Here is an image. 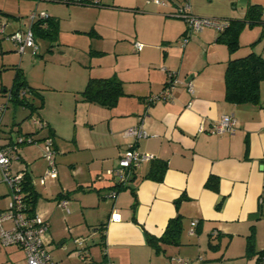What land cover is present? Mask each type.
I'll list each match as a JSON object with an SVG mask.
<instances>
[{
  "label": "crops",
  "instance_id": "0c3cea01",
  "mask_svg": "<svg viewBox=\"0 0 264 264\" xmlns=\"http://www.w3.org/2000/svg\"><path fill=\"white\" fill-rule=\"evenodd\" d=\"M126 1L132 3L121 5ZM166 1L170 6L165 5ZM34 2L36 9L45 7L43 10L58 28L65 21L63 5L117 13L145 4L151 6L145 12L153 19L152 25L144 23L143 34L135 36L141 39L135 42L143 43L142 48L136 50L134 42L131 44L143 64L105 75L122 82L124 94L114 106L83 101L79 92L88 77L80 75L70 81L71 76L63 75L67 80L65 92L72 93L73 111H62L63 96H56L55 114H49L46 94L39 89L44 92L55 87L30 85L26 80L43 97L36 115L47 126L39 128L24 122V118L18 121L23 113L18 114L19 108H14L16 121L12 119L8 129L0 127V139L3 136L4 141L8 135L14 138L17 132L37 140L18 146V158L10 168L19 171L25 167L31 176L37 192L33 211L48 224L44 244L54 264H97L103 252L114 264H170L173 256L186 258L189 264H262L258 252L264 250V204L258 198L264 194V82L260 84V104L228 102L223 77L230 54L226 45L216 40L218 30L205 27L189 34L183 19L173 13L178 3L187 2L194 15L226 22L242 18L251 3L264 8V0H101L96 6ZM250 43L233 55L248 53ZM257 45L252 49L264 54V46L259 49ZM169 72L176 79L171 97L157 98ZM222 115L236 119L233 132L211 130ZM138 124L146 132L144 137L123 136L126 128ZM47 135L53 137L57 175L41 184L37 177L46 168L42 145ZM129 143L165 163L163 179L141 178L152 163L143 161L127 186L118 188L114 197L109 196L117 187L106 170L117 165ZM210 174L218 177L217 192L204 187ZM0 179L3 181L1 173ZM36 179L40 189L36 188ZM2 194L0 211L8 202V192ZM62 198L68 200L65 207L58 205ZM256 212L258 218L253 216ZM177 213L182 216L179 244L160 243L157 250L148 243L146 234L160 237L168 220ZM193 220L197 224L194 233L189 234ZM3 224L10 226L9 221ZM252 227L253 253L248 255L246 245ZM94 234L99 237L96 256L87 243ZM75 238L84 239L82 248L88 251L85 259L75 254ZM0 264H26L24 252L15 245L1 246Z\"/></svg>",
  "mask_w": 264,
  "mask_h": 264
},
{
  "label": "rangeland",
  "instance_id": "374dc122",
  "mask_svg": "<svg viewBox=\"0 0 264 264\" xmlns=\"http://www.w3.org/2000/svg\"><path fill=\"white\" fill-rule=\"evenodd\" d=\"M163 1L165 2V0ZM147 2L151 4L150 1ZM167 2L165 5L170 6ZM131 3V1L121 2V5H130ZM35 5L34 0H0V24L5 23L4 34L0 33V90L11 87L13 77L19 70L30 85L55 87L56 90H45L44 92L39 89L41 93L46 94L45 104H47L46 108L49 114H55L56 106H58L57 100H59V97L56 96H63L62 111L66 112L67 110L70 113L73 111L74 101L70 95L72 93L65 92L67 80L65 81L63 75L71 76L70 81L76 80L80 75L88 77V79L107 77L105 75L114 74L115 70H126L143 64L144 61H141L131 44L140 39L135 38L137 34L144 33V23L151 24L153 22L152 17H149V14L145 12L150 10L151 6L144 4L139 5L138 9L132 6L127 11L117 13H113V11L96 13L87 7L74 5L66 7L63 5L65 10H63L62 17L65 21L57 31H53L52 35H35L39 46L36 55H33L29 49L20 55L14 43L6 36L15 31L24 32L28 29L29 14L45 8L41 5L36 9ZM75 27L80 30H73ZM262 31H264V26L260 23L252 27H244L239 35L241 46L243 47L244 44L246 46L248 41L252 42L251 39L253 37L256 39ZM141 44L143 45V43ZM262 46H264V41H261L257 48L261 49ZM25 95L31 97V93L27 90ZM7 99L6 93L1 91L0 103H7ZM32 101L38 103L37 97L32 98ZM14 108H19L18 114L22 115L23 113V116L18 115L21 117L18 121L24 118V122L34 123V119H40L36 115L39 108L30 112L29 109L21 106L15 107L9 102L5 108L6 114L1 124L2 128L8 129L12 119L16 121V117L13 118ZM27 113H31V115L25 117ZM63 119L65 118L63 117ZM15 126L16 124L12 126L13 129ZM11 130L8 131V134ZM4 140L2 136L0 142H5ZM35 183L36 188L40 189L37 179ZM3 191L8 192V204L10 190L5 182L0 181V200L3 198ZM98 241L97 234L87 239V243L91 245L93 256L98 255ZM224 248L223 246L219 253ZM52 256L56 258L55 254Z\"/></svg>",
  "mask_w": 264,
  "mask_h": 264
},
{
  "label": "built area",
  "instance_id": "2783aa9c",
  "mask_svg": "<svg viewBox=\"0 0 264 264\" xmlns=\"http://www.w3.org/2000/svg\"><path fill=\"white\" fill-rule=\"evenodd\" d=\"M50 1L65 4H80L96 6L101 4V0H34ZM155 3H163L162 0H152ZM183 19L187 25V31L189 34L202 31L205 27H212L216 30H222L226 23L217 18L201 17L194 15L187 2L178 4L173 13ZM50 18L49 14L44 11H33L29 14L30 25L24 32L15 31L8 34L6 37L11 40L18 53L23 54L25 50L29 49L33 55H36L39 46L36 42L32 26L35 23H39L42 26H47V20ZM4 24H0V33L4 34ZM134 47L136 50L142 48V44L135 42ZM172 73H168V78L164 84V87L157 98L169 99L171 97V90L174 87L176 79L172 78ZM187 89L192 90L190 82L187 83ZM6 97L9 98L10 91L7 90ZM21 94H25V91L21 90ZM155 97V98H156ZM152 100L153 98H149ZM5 111V104L0 103V126L2 124V117ZM33 122L39 127L44 128L47 126V122L43 119H34ZM237 122L232 115H222L221 118L212 125L211 130L215 133L233 132L236 128ZM146 132L141 124L131 126L123 131V136L127 138H139L144 137ZM37 140L32 135L16 134V137L12 141H7L0 145V173L2 180L8 185L10 190V201L7 207L0 211V245L18 246L25 255L26 264H54L49 252L44 244V236L48 230L47 222L38 213L30 214L26 212V204L24 201L23 184L25 180L26 168H22L19 171H12L10 164L13 160L18 158L17 148L22 143H36ZM55 149L53 145V138L50 135L43 137L42 145V157L46 161V168L44 173L39 176L38 180L41 184L45 183L47 177H56L57 170L55 165ZM152 154L138 151L133 143H129L124 153L119 157L117 165L113 168L106 170L107 174L111 176L115 182L117 188L112 189L109 192V196L114 197L117 189L123 186H127L130 177L136 171V168L143 161L153 160ZM33 184V182H32ZM260 204H264V194H261L258 198ZM67 199L62 198L58 200V205L65 207L67 205ZM5 221L10 222V226H5ZM197 221L191 222L189 234H193ZM84 239L75 238V254L81 259H85L88 256V251L82 248V242ZM103 259L97 264H114V262L106 256L103 252ZM170 264H189V260L179 256L171 257ZM264 264V261H262Z\"/></svg>",
  "mask_w": 264,
  "mask_h": 264
},
{
  "label": "trees",
  "instance_id": "16d2710c",
  "mask_svg": "<svg viewBox=\"0 0 264 264\" xmlns=\"http://www.w3.org/2000/svg\"><path fill=\"white\" fill-rule=\"evenodd\" d=\"M225 21L226 26L222 30L218 31L216 38L218 42L226 45L230 54L223 77L224 97L228 102L234 104L258 105L260 104V84L264 82V54L255 52L252 47H254L257 43L264 41V31H262L260 35L249 44L251 49L248 53L241 56H234L233 54L241 47L239 35L244 27H252L258 23L264 26V8L258 4L251 3L246 7L242 18H229ZM32 29L34 36H46L52 35L53 31H57L58 25L54 22V20H50L49 18L47 20L46 27L39 23H35L32 26ZM25 89L31 93V97L21 94V90ZM7 90L10 91L7 103L10 102L15 107L21 106L29 109L31 112L37 110L38 108L40 109L43 105V97L38 89L29 86L27 81L24 79L22 72L19 70L13 77L11 87L0 90V92H6ZM79 93L82 100L85 102L96 103L104 107H112L116 104L118 98L124 94V91L122 82L115 76H109L89 78L85 87ZM35 97H37L38 103L32 101V98ZM7 103H4L5 108L7 107ZM30 115L31 113L29 116ZM17 134L22 133L17 132ZM15 137L11 138V136L8 135L6 138L7 141L10 142L14 140ZM5 142H0V145ZM165 168L166 165L164 162L153 159L149 171L141 178H150L156 181H161L163 179ZM134 176L135 172L130 179L134 178ZM218 181V177L210 174L204 182V187L217 192ZM22 190L26 204V212L33 214L34 205L37 199V192L33 188L31 176L29 177L28 173L25 175ZM220 204L221 201L216 205V207L218 208ZM253 216L254 218H258L259 212L253 214ZM181 231L182 216L177 213L174 217L168 220L164 232L160 237L156 238L150 234H146L147 241L157 250L159 249L160 243L179 244ZM253 239L254 228L252 227L251 233L247 238L246 251L248 255L253 253ZM258 253L261 261H264V250H261Z\"/></svg>",
  "mask_w": 264,
  "mask_h": 264
}]
</instances>
